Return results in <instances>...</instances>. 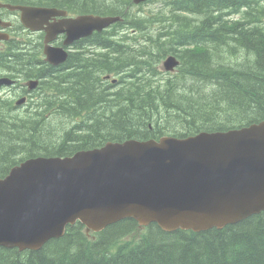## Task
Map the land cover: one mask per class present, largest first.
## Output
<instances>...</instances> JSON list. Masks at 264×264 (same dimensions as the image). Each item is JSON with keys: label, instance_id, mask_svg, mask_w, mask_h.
Returning a JSON list of instances; mask_svg holds the SVG:
<instances>
[{"label": "trees", "instance_id": "obj_1", "mask_svg": "<svg viewBox=\"0 0 264 264\" xmlns=\"http://www.w3.org/2000/svg\"><path fill=\"white\" fill-rule=\"evenodd\" d=\"M24 2L123 20L81 40L88 45H75L64 63L44 66L33 111L0 99V178L31 157L264 119V0ZM169 54L180 60L174 72L162 66ZM0 264H264V211L199 232L125 218L87 233L78 221L37 250L0 247Z\"/></svg>", "mask_w": 264, "mask_h": 264}, {"label": "water", "instance_id": "obj_2", "mask_svg": "<svg viewBox=\"0 0 264 264\" xmlns=\"http://www.w3.org/2000/svg\"><path fill=\"white\" fill-rule=\"evenodd\" d=\"M2 5L21 10L26 27L46 30L47 43L66 32L68 44L122 19L81 14L50 23L48 18L67 11ZM4 38L6 34L0 32V40ZM65 46L69 45H46V60L66 61ZM179 63L171 54L164 66L173 70ZM8 81L0 78L1 84ZM261 211L264 119L228 131L109 141L66 157L27 159L0 179V247L40 249L77 221L88 232L125 218L141 225L157 223L166 231L199 232L223 228Z\"/></svg>", "mask_w": 264, "mask_h": 264}, {"label": "flooded vegetation", "instance_id": "obj_3", "mask_svg": "<svg viewBox=\"0 0 264 264\" xmlns=\"http://www.w3.org/2000/svg\"><path fill=\"white\" fill-rule=\"evenodd\" d=\"M3 3L10 4L11 2L0 0V32L3 31L8 35L7 39L0 41V53L3 54V57H0V78L8 77L11 81L0 84V99L12 103L15 112L33 111L35 107L31 104L38 98V87L41 82L38 76L47 74L44 66L47 68V65L55 66L61 64H52L46 61L45 46L88 45L80 42L88 37L65 44L66 34L60 33L56 35L54 40L47 43V32L45 30L27 28L21 21V11L11 10L3 6ZM11 4L66 9L60 6L27 3L24 0H21L20 3ZM70 16H75V14L68 11L66 16H53L48 18V20L50 23H55ZM5 22H10V25L4 26ZM71 51L74 52L75 49L72 48ZM22 55H25L26 60H24L25 58ZM30 81L34 84H30Z\"/></svg>", "mask_w": 264, "mask_h": 264}, {"label": "rangeland", "instance_id": "obj_4", "mask_svg": "<svg viewBox=\"0 0 264 264\" xmlns=\"http://www.w3.org/2000/svg\"><path fill=\"white\" fill-rule=\"evenodd\" d=\"M159 5V2L155 1V2H152L148 5V3H146L145 5L142 6V11H148L150 8H157V6ZM26 60V58L24 59Z\"/></svg>", "mask_w": 264, "mask_h": 264}, {"label": "bare ground", "instance_id": "obj_5", "mask_svg": "<svg viewBox=\"0 0 264 264\" xmlns=\"http://www.w3.org/2000/svg\"><path fill=\"white\" fill-rule=\"evenodd\" d=\"M47 85V84H46ZM43 247V246H42Z\"/></svg>", "mask_w": 264, "mask_h": 264}]
</instances>
